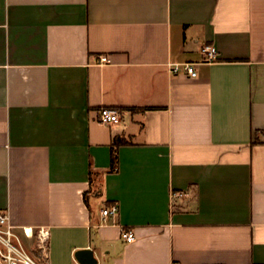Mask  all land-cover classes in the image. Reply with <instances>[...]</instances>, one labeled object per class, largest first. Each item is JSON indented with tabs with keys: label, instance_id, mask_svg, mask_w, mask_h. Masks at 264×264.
Segmentation results:
<instances>
[{
	"label": "crops",
	"instance_id": "0c3cea01",
	"mask_svg": "<svg viewBox=\"0 0 264 264\" xmlns=\"http://www.w3.org/2000/svg\"><path fill=\"white\" fill-rule=\"evenodd\" d=\"M0 212L37 264H264V0H0Z\"/></svg>",
	"mask_w": 264,
	"mask_h": 264
},
{
	"label": "built area",
	"instance_id": "2783aa9c",
	"mask_svg": "<svg viewBox=\"0 0 264 264\" xmlns=\"http://www.w3.org/2000/svg\"><path fill=\"white\" fill-rule=\"evenodd\" d=\"M203 61L214 62L218 59V50L212 44L202 46ZM100 63H108L110 59L106 55L100 56ZM198 62L171 63L173 73L185 72L190 77H196ZM98 120L105 125L119 123L122 120L121 109L111 106H103L98 111ZM181 192H173V197L182 196ZM118 205L111 204L102 210V216L105 218L118 213ZM37 248L46 253L50 230L48 227H39L37 231ZM122 239L131 243L136 235L133 229L125 228L121 233ZM0 260L3 264H37L24 246L22 238L15 231L8 213L0 212Z\"/></svg>",
	"mask_w": 264,
	"mask_h": 264
},
{
	"label": "trees",
	"instance_id": "16d2710c",
	"mask_svg": "<svg viewBox=\"0 0 264 264\" xmlns=\"http://www.w3.org/2000/svg\"><path fill=\"white\" fill-rule=\"evenodd\" d=\"M134 109L136 108H133V110ZM125 143H126V140L124 138H121V137L114 138L112 145H111V166L109 168V171L113 172L118 169V148L119 146ZM92 172H93V169L91 168V175H92Z\"/></svg>",
	"mask_w": 264,
	"mask_h": 264
},
{
	"label": "water",
	"instance_id": "95a60500",
	"mask_svg": "<svg viewBox=\"0 0 264 264\" xmlns=\"http://www.w3.org/2000/svg\"><path fill=\"white\" fill-rule=\"evenodd\" d=\"M76 257L81 264H96L97 261L93 257V251L91 249L80 250L76 253Z\"/></svg>",
	"mask_w": 264,
	"mask_h": 264
}]
</instances>
